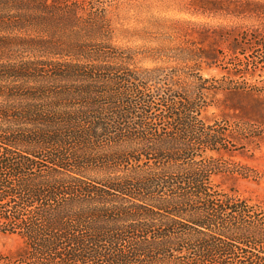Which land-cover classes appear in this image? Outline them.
Listing matches in <instances>:
<instances>
[{"label": "trees", "instance_id": "obj_1", "mask_svg": "<svg viewBox=\"0 0 264 264\" xmlns=\"http://www.w3.org/2000/svg\"><path fill=\"white\" fill-rule=\"evenodd\" d=\"M51 2L0 0V26L40 30L23 41L53 54ZM232 49L227 74L243 81L198 77L192 93L153 91V80L109 65L38 59L6 72L36 73L27 98L38 105L15 114L24 125L0 124V233L22 240L0 264H264V197L212 181L251 178L222 161L232 143H263L264 121L202 118L220 91H243L264 116V84L245 81L264 72V34Z\"/></svg>", "mask_w": 264, "mask_h": 264}, {"label": "rangeland", "instance_id": "obj_2", "mask_svg": "<svg viewBox=\"0 0 264 264\" xmlns=\"http://www.w3.org/2000/svg\"><path fill=\"white\" fill-rule=\"evenodd\" d=\"M52 4L59 17L53 30V54L23 41L27 36H39L40 30L0 26V110L10 115L6 121L0 119V124L24 125L15 120V114L25 106L38 105V100L27 98L28 87L38 81L32 79L36 73H22L18 78L6 74L25 62L44 59L59 64L109 65L115 72L122 67L127 68L125 73L132 70L141 78L153 80V91L164 90L165 84L192 93L198 77L228 76L241 83L243 79L227 74L228 69H234L232 62L238 52L232 47L246 33L264 34V0H55ZM7 19L17 22L16 17ZM245 81L261 87L264 72L247 76ZM208 98L214 105L203 111L202 118L209 124L224 113L264 121V116L251 110L256 103L243 91L209 92ZM259 98L264 99V94ZM230 150L222 162L229 170L251 178L218 175L212 177L213 183L235 189L244 197L262 199L264 142L246 145L238 141L231 144ZM87 168L83 170L86 177L101 175ZM21 245L19 237L0 233V254H12Z\"/></svg>", "mask_w": 264, "mask_h": 264}]
</instances>
